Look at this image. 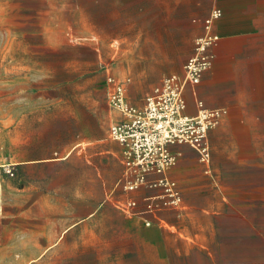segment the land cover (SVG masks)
Listing matches in <instances>:
<instances>
[{
    "label": "rangeland",
    "instance_id": "374dc122",
    "mask_svg": "<svg viewBox=\"0 0 264 264\" xmlns=\"http://www.w3.org/2000/svg\"><path fill=\"white\" fill-rule=\"evenodd\" d=\"M206 1L0 0V264L220 263L209 244H185L186 233L195 241L204 230L185 228L175 210L150 227L113 209L90 213L118 204L119 194L127 199L117 186L122 146L120 153L110 146L120 145L109 135L119 115L108 104L107 78L128 80L130 103L145 105L167 77L183 75ZM223 87L235 107L209 131V163L178 145L172 174L197 186L188 204L245 207L229 215L258 222L264 92ZM193 215L206 224L204 213ZM254 241L236 239L220 256L258 255Z\"/></svg>",
    "mask_w": 264,
    "mask_h": 264
},
{
    "label": "built area",
    "instance_id": "2783aa9c",
    "mask_svg": "<svg viewBox=\"0 0 264 264\" xmlns=\"http://www.w3.org/2000/svg\"><path fill=\"white\" fill-rule=\"evenodd\" d=\"M209 1L212 6L203 21L204 32L195 40L183 76L167 77L147 97L145 105L135 106L129 102L128 80H117L111 75L107 78L108 104L111 111L119 115L110 126L109 135L123 147L124 170L118 185L125 193L153 192L144 197L148 212L181 205L179 184L170 176L180 155L173 147L190 145L202 162L209 163V131L227 112L221 108H207L197 100V113H187L186 88L199 84L204 72L211 68L213 49L220 40L214 25L222 16V10L216 5L217 0ZM137 204L135 199H130L124 205L132 208Z\"/></svg>",
    "mask_w": 264,
    "mask_h": 264
},
{
    "label": "crops",
    "instance_id": "0c3cea01",
    "mask_svg": "<svg viewBox=\"0 0 264 264\" xmlns=\"http://www.w3.org/2000/svg\"><path fill=\"white\" fill-rule=\"evenodd\" d=\"M205 3L206 17L212 3L209 0ZM216 5L222 10V16L214 25V32L219 36L220 40L213 49L214 60L212 67L204 72L199 84L195 86L189 85L186 88L185 99L187 102V113L189 115H195L197 113V100H201L205 107L210 109L223 108L228 110L234 108V99H229L221 95L225 92V87H223L225 84L227 86L232 85L233 87L235 85L238 86L236 89L238 93H249L253 91L264 92V0H217ZM195 22L201 25L199 20L197 21L195 19ZM199 30L200 34L197 38L204 32L203 24ZM173 75L183 76L179 74ZM240 86L248 87L240 88ZM252 86L257 87L252 88ZM232 91H234L233 88ZM110 146L119 151V153L121 152V144L111 143ZM177 153L180 154V152ZM229 161L238 160L233 159ZM170 176L181 187L183 200L186 203L184 206L162 208L155 213L148 212L145 203L143 205L140 203L144 201L145 196L153 192L143 190L135 193L124 192L127 195L126 200H120L119 198L122 195L119 194L115 196L118 198L116 200L118 204L112 206L100 204L97 208H93L94 210H90V213L98 212L99 210V212H105V210L113 209L114 214L118 216L121 213L126 214L136 224L150 227L154 224L167 222L168 212L175 210L179 213V221L185 225V228L188 227V223L194 222L198 225L197 228L204 230L200 236L201 240L199 239L198 233L195 235L197 237L195 241L192 238L194 233H186L184 237L185 244L190 246L192 244L191 241L194 245H199V243L201 245L209 244V249L204 248L207 249L211 260L216 262L220 260V263L218 262L216 264H264L263 218L258 222H252L250 220L237 221L229 214L247 212L245 207L236 208L234 205L220 204L209 206L188 204L189 188L197 189V186H191L193 183H188L190 179L187 178H182L181 181H178L174 178L172 170L170 171ZM247 181L246 186H243V188L247 187L249 180ZM130 199H135L138 204L132 208L125 207L124 204ZM195 213H204L205 217L202 220L206 224H198L200 223L198 221L199 218L193 215ZM205 231H209V233H205ZM250 238L257 240L250 244L257 246V248L252 250V253H257L258 255L238 256L232 254L231 256H220V250L222 254L228 253L223 246L235 244L236 239L246 240ZM223 239H226L225 243Z\"/></svg>",
    "mask_w": 264,
    "mask_h": 264
}]
</instances>
